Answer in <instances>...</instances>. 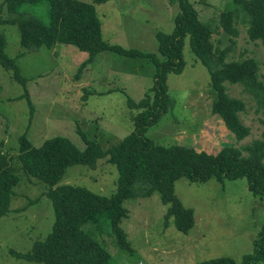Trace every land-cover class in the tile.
<instances>
[{"label":"rangeland","instance_id":"374dc122","mask_svg":"<svg viewBox=\"0 0 264 264\" xmlns=\"http://www.w3.org/2000/svg\"><path fill=\"white\" fill-rule=\"evenodd\" d=\"M81 1L93 4L105 42L155 54V32L169 33L178 11L175 0ZM191 1L199 19L215 26L210 36L213 45H229L231 36L217 26V15L229 0ZM21 6L26 13L43 20L48 18L45 2ZM4 14L0 4V17ZM233 25L238 33L232 38L235 42L225 60L252 57L260 79L264 76V46L247 38L246 23L235 19ZM0 30L5 36L4 52L10 57L18 55L16 64L32 104L30 114L26 100L18 97L24 90L22 85L10 71L0 67L3 152L15 157L22 133L33 145L51 136H61L83 149L78 128L87 139L105 149L130 132L132 116L138 109H129L126 99L137 101L151 86L154 65L147 58L103 50L80 66L87 53L73 45L40 46L21 54L24 49L18 43L16 26L3 24ZM181 53V72L168 73L165 80L172 105L146 130L145 136L156 144L186 145L207 153L258 138L261 113L251 96L239 84L224 83L228 96L244 103L239 118L249 128V134L236 141L221 119L210 113L213 94L208 88V74L191 51L187 36L183 38ZM16 161L13 158L11 165L16 167ZM16 174L19 180L13 187L10 211L0 218V264H33L15 258L9 250L25 252L35 240L42 239L50 230L53 211L43 194L47 185L21 170ZM116 176L115 166L100 158L93 169L82 164L68 166L58 184L79 185L108 196L115 189ZM173 191L184 207L192 209V227L182 233L174 228L171 218L163 225L167 205L160 202L157 191L125 198L122 206L126 215L118 226L131 252L116 247L109 231L94 234L112 256L111 264H197L218 256L238 262L242 255L251 252L252 240L264 223V197L251 194L244 178L191 182L180 177L174 180ZM85 229L94 231L89 224Z\"/></svg>","mask_w":264,"mask_h":264},{"label":"trees","instance_id":"16d2710c","mask_svg":"<svg viewBox=\"0 0 264 264\" xmlns=\"http://www.w3.org/2000/svg\"><path fill=\"white\" fill-rule=\"evenodd\" d=\"M105 0H92L101 3ZM177 13L169 33L155 32L156 51L144 52L109 44L101 38L100 22L93 4L81 0H1L4 16L0 25H15L22 53L40 46L47 48L64 43L87 53L80 66L91 62L103 50L127 57H144L154 65L151 86L144 95L134 101L126 99L129 109H138L132 116V128L117 142L103 149L94 140L77 132L84 143L77 148L65 137L51 136L33 145L22 133L18 137L17 152L8 155L0 142V218L10 211L13 187L19 177L17 170L47 185L43 194L50 200L53 219L49 232L35 240L25 252L9 250L15 258L33 264H111L112 256L95 233L111 232L116 247L131 252L125 234L119 228V220L126 215L122 201L129 197L148 196L159 193L162 204L167 205L163 225L171 218L176 230L186 233L193 225L192 209L184 207L173 191L174 180L183 177L191 182H204L210 178L222 182L227 179L244 178L247 190L264 197V76L257 75L258 65L252 58L225 60L234 44L238 30L235 19L246 23V36L264 46V0H229L217 15V26L229 34V45L214 46L210 40L215 26L202 22L191 0H175ZM45 2L48 18L24 12L22 4ZM187 36L191 51L208 74V88L213 94L210 113L216 114L223 126L240 141L249 134L239 113L244 103L226 93L224 83L239 84L251 96L261 113L258 138L249 143L224 145L215 153L197 151L193 147L156 144L145 136L146 130L156 123L159 116L172 105L167 93L166 75L180 73L183 38ZM5 36L0 30V67L10 71L13 79L22 85L24 98L32 112V104L25 90V79L19 74L16 56L4 52ZM20 55V54H19ZM109 92V91H108ZM15 158L17 166L11 165ZM100 158L115 166L117 171L115 189L108 196L94 193L79 185L58 184L68 166L82 164L95 168ZM94 231H87L86 225ZM264 264V223L252 240V250L242 255L240 261L218 256L197 264Z\"/></svg>","mask_w":264,"mask_h":264}]
</instances>
